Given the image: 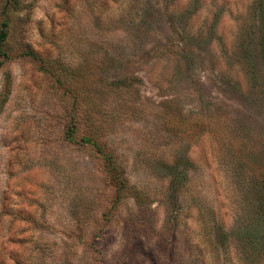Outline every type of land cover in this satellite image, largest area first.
Wrapping results in <instances>:
<instances>
[{
	"label": "rangeland",
	"instance_id": "374dc122",
	"mask_svg": "<svg viewBox=\"0 0 264 264\" xmlns=\"http://www.w3.org/2000/svg\"><path fill=\"white\" fill-rule=\"evenodd\" d=\"M10 34L0 264H264V0H26ZM26 49L90 68L142 203L115 204L65 143V103Z\"/></svg>",
	"mask_w": 264,
	"mask_h": 264
},
{
	"label": "trees",
	"instance_id": "16d2710c",
	"mask_svg": "<svg viewBox=\"0 0 264 264\" xmlns=\"http://www.w3.org/2000/svg\"><path fill=\"white\" fill-rule=\"evenodd\" d=\"M25 2L26 0H3L0 11V58L4 61L10 59L6 45L10 40L12 23L24 9ZM19 57L37 63L38 70L53 84L52 89L62 98L67 108L62 132L63 140L67 145L85 151L93 164L101 169L105 184L114 189V203L120 200L122 192H127L136 204L142 203L135 188L128 187L123 180L121 171L115 165L114 154L105 140L112 121L111 113L107 101L93 90L95 77L91 72L89 73L90 68L86 65L73 69L62 68L29 49L23 50ZM9 96L10 82L7 81L0 93V111ZM120 115L121 112H118V117ZM182 122L186 121L182 120ZM192 122L193 125H200L197 121ZM152 223L149 219L148 224Z\"/></svg>",
	"mask_w": 264,
	"mask_h": 264
}]
</instances>
